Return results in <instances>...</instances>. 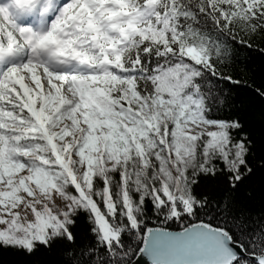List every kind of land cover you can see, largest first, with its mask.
Instances as JSON below:
<instances>
[{"label":"snow or ice","instance_id":"1","mask_svg":"<svg viewBox=\"0 0 264 264\" xmlns=\"http://www.w3.org/2000/svg\"><path fill=\"white\" fill-rule=\"evenodd\" d=\"M0 264H264V0H0Z\"/></svg>","mask_w":264,"mask_h":264},{"label":"trees","instance_id":"2","mask_svg":"<svg viewBox=\"0 0 264 264\" xmlns=\"http://www.w3.org/2000/svg\"><path fill=\"white\" fill-rule=\"evenodd\" d=\"M244 56H248V54L246 53V54H244ZM244 57H242V59H243ZM251 58H252V60H253V63L254 64H259L260 63V57L259 56H256L255 54H252L251 55ZM253 112H254V114H253V116L252 117H250V119L252 120V121H257L258 120V116H259V106H257L254 110H253Z\"/></svg>","mask_w":264,"mask_h":264}]
</instances>
